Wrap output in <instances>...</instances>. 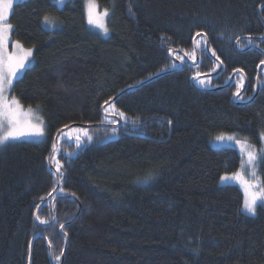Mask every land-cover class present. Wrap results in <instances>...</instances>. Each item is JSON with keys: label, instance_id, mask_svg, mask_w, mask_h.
I'll list each match as a JSON object with an SVG mask.
<instances>
[{"label": "trees", "instance_id": "16d2710c", "mask_svg": "<svg viewBox=\"0 0 264 264\" xmlns=\"http://www.w3.org/2000/svg\"><path fill=\"white\" fill-rule=\"evenodd\" d=\"M96 2L107 34L86 0H22L10 15L11 41L33 49L10 96L44 137L0 148V264H62L66 247L63 264H264V206L249 214L221 181L238 149L210 144L264 134V0ZM78 128L92 136L79 147Z\"/></svg>", "mask_w": 264, "mask_h": 264}, {"label": "snow or ice", "instance_id": "6c2138e0", "mask_svg": "<svg viewBox=\"0 0 264 264\" xmlns=\"http://www.w3.org/2000/svg\"><path fill=\"white\" fill-rule=\"evenodd\" d=\"M18 2V0H0V129H3L5 125H7L6 130L3 134H0V145L7 143L10 139L17 140L24 136H37L42 137L44 135V129L42 127V121L40 123H33L30 119L32 110L29 109L28 112H24L22 110V106L20 102L15 98L9 99L4 93L7 89L11 88L12 86V79L17 78L18 74L21 72L22 69L25 68L26 64L29 62V58L33 55L32 48H25L20 41H14V52L8 51V44L11 37V33L13 31V25L9 22V17L12 14L14 4ZM57 3L63 4L64 0H57ZM98 5L96 0H87V17L88 23L90 25L95 26L98 29L103 30L105 34L108 32V28L105 24V18L108 16V10L104 9L103 12L97 11ZM43 23L46 25L54 26L53 19H50L49 16L43 17ZM197 37L201 36V33L197 32L195 34ZM251 40V37H249ZM204 49L207 50V41L204 42ZM201 41H196V46L200 47ZM237 44L243 48L244 45L237 41ZM170 52L172 50H169ZM188 55L193 61H195L196 54L195 51L191 53H185ZM212 56H215V51H212ZM216 60H219L218 56H215ZM177 60H184V57L177 55ZM222 63V62H221ZM264 63V61H262ZM176 65L173 64L172 67ZM219 65H217L218 67ZM240 71V70H238ZM197 77L200 76L198 72ZM200 84H205L206 81L201 79L199 80ZM207 83H211L210 80ZM243 87L242 83H239V87L235 93V96L238 99L243 100L244 97L241 96L240 89ZM105 105H109V101H105ZM111 114L116 115L118 114L121 118H125V113L116 109L114 103L110 105ZM104 111L106 113L109 112V108L105 107ZM107 119V118H106ZM104 122V121H102ZM110 123H116L115 120L109 121ZM135 123V121H133ZM67 127V125L65 126ZM75 132L78 133L75 136V143L76 146L79 147L81 143V135L86 138L87 141L92 140V136L89 134L87 129H75ZM264 135V134H262ZM216 139L218 141H223L225 139L229 141H235L237 145L240 147L241 153H245L247 155V165L253 168L250 175L252 177H256V172L254 170V164L256 162L257 156L254 151L248 150L251 148L245 141L237 140L233 136H224L220 135L217 136ZM53 150H56V146L53 145ZM54 157L49 158L50 165L53 163ZM245 162L242 161L241 169L244 168ZM62 165L58 160H55V173L57 174V181H61L63 179L62 175ZM229 180L238 181L244 189V200H243V208L249 214L255 215L258 202H264V189L254 190L257 188L256 183H252L249 180L245 179L242 175V172L234 173L232 176H222L221 181L227 182ZM55 191V189H53ZM61 191H63L61 189ZM37 219L39 220L40 217L37 215ZM41 223H47L46 220H41ZM63 228V225H61ZM66 235V234H65ZM51 243V242H49ZM31 257V251L29 250V259ZM59 260V257H56Z\"/></svg>", "mask_w": 264, "mask_h": 264}, {"label": "rangeland", "instance_id": "374dc122", "mask_svg": "<svg viewBox=\"0 0 264 264\" xmlns=\"http://www.w3.org/2000/svg\"><path fill=\"white\" fill-rule=\"evenodd\" d=\"M19 1H21V0H18V2ZM68 0H64V3L63 4H59V6H64L65 4H66V2H67ZM17 3V2H16ZM97 3V2H96ZM86 4H87V0H86ZM15 5V4H14ZM97 5H98V3H97ZM97 11L98 12H103V10H101L100 8H99V5H98V8H97ZM10 18V17H9ZM107 18V17H106ZM106 18H105V21L104 22H106ZM54 21V20H53ZM57 22L56 21H54V26H52V25H46V24H44L47 28H49V29H51V28H53V27H56L57 26ZM107 26V25H106ZM51 27V28H50ZM103 34H105L104 32H103ZM11 39H12V33H11V37H10V40H9V44H8V51L11 53V52H14L16 49H15V47H14V43L11 41ZM30 62H31V57L29 58V62L26 64V66H25V68L24 69H22L21 70V72L18 74V77L17 78H19L22 74H23V72H24V70L26 69V67L30 64ZM17 78H13L12 79V86H13V84H14V81L17 79ZM12 86H11V88H12ZM11 88H9V89H7L6 90V92L4 93L9 99H11V96H10V92H11ZM22 110L24 111V112H28V110L29 109H27V108H24V107H22ZM30 119H31V121L33 122V123H40L41 121H42V127H43V129H44V121H43V118L39 115V114H37L34 110H32V114H31V117H30ZM6 128H7V125H5V127L3 128V129H0V134H3V132L6 130ZM220 135H224V136H233V137H235L237 140H241V141H245L248 145H250L251 146V148H249L248 150H250V151H254L255 153H256V156H257V159H256V162H255V164H254V170H255V172H256V177L254 178V177H252L251 175H250V173H251V171L253 170V168L252 167H250L249 165H247V163H246V161H247V155H246V152L245 153H241V151H240V147H239V145H237L236 143H235V141H229V140H227V139H225V140H223V141H218L217 139H216V137L217 136H220ZM43 137H44V135L42 136V137H37V136H24V137H21L20 139H17V140H9L8 142H19V141H22V140H32V141H40V140H42L43 139ZM7 142V143H8ZM6 144V143H5ZM210 144L213 146V147H235V148H237L238 149V151H239V153H240V155H241V163H242V161H244L245 162V165H244V168L243 169H241V166H240V168L236 171V172H234V173H237V172H242V175L245 177V179H247V180H249L250 182H252V183H256L257 184V188L256 189H254V190H259V189H264V185L262 184V180H261V175H260V165H261V163H262V161L264 160V135H260V141H259V143H251L250 141H249V139L248 138H246V137H244V136H242V135H240V134H237V133H221V134H217V135H215V136H213L211 139H210ZM2 146H4V144H2V145H0V148L2 147ZM5 147V146H4ZM3 147V148H4ZM233 173V174H234ZM232 174V175H233ZM232 175H229V176H232ZM229 181H233V182H235V183H237V184H239L240 186H241V188L243 189V186L238 182V181H234V180H229ZM243 191H244V189H243ZM258 205H263L264 206V202H258ZM258 207V206H257Z\"/></svg>", "mask_w": 264, "mask_h": 264}, {"label": "water", "instance_id": "95a60500", "mask_svg": "<svg viewBox=\"0 0 264 264\" xmlns=\"http://www.w3.org/2000/svg\"><path fill=\"white\" fill-rule=\"evenodd\" d=\"M172 54H173V53H172ZM197 61H198V59L195 60V61H193V62H194V63H197ZM182 67H183V63L180 62V65H179L178 69H180V68H182ZM196 79H197V76H194V77L192 78V82L195 83ZM234 101H235V102H238L236 96H235V98H234ZM242 104H243V103H242ZM54 145L57 147V138H56V140H55ZM53 154H54V151H53ZM51 157H53V155H52ZM35 216H36V215H35ZM67 242H68V238H67ZM49 249L51 250V246H49ZM66 251H67V247L65 248V250H64V252H63V255H62V264H63L64 261H65V254H66Z\"/></svg>", "mask_w": 264, "mask_h": 264}, {"label": "bare ground", "instance_id": "6f19581e", "mask_svg": "<svg viewBox=\"0 0 264 264\" xmlns=\"http://www.w3.org/2000/svg\"><path fill=\"white\" fill-rule=\"evenodd\" d=\"M67 246V245H66Z\"/></svg>", "mask_w": 264, "mask_h": 264}]
</instances>
